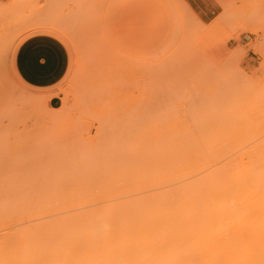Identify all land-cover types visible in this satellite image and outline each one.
I'll return each mask as SVG.
<instances>
[{"label":"rangeland","instance_id":"obj_1","mask_svg":"<svg viewBox=\"0 0 264 264\" xmlns=\"http://www.w3.org/2000/svg\"><path fill=\"white\" fill-rule=\"evenodd\" d=\"M176 1H179L178 3L183 9L178 6ZM181 11H184V14ZM4 12L5 15L8 14L4 15L5 20L11 24L3 20L1 14ZM0 13V22L3 23L2 27L0 24V33L4 34L0 35L6 37L3 39L0 36V40L2 39V42L5 40L7 43L5 47L0 41V45L2 44L0 47L2 52H0L3 54L0 53V56L2 55L0 58H3L1 59L3 61L0 60V105L4 106L6 111H10L6 112L8 113L6 116H11L9 119L2 116L4 114L1 113L0 123L3 126L0 125L2 128L8 129L6 132L8 134L6 136L3 133L5 139L0 140V148L2 142L5 147L7 146L5 142H7L9 150L6 149L15 153L12 152L15 155L13 156V154L9 155L7 151H1L0 155L2 156L4 153L6 157L3 160L0 157V161L6 162L8 165L7 176L16 175L15 179L12 175L13 180L10 179V176L8 180L11 181H7L8 183L16 180L18 175L16 172H21L22 178L19 182L22 180V183H17L16 180V186L13 184L12 187L19 189L20 196H27L31 202L36 199L38 202H42L41 197H43L42 200L54 198L52 195H46V189L44 190L43 187L41 191L38 187L39 192L44 191L49 198L46 196L44 198V195L40 196L37 191L34 192L32 188L37 186L34 185L32 188L30 186L36 182L53 180V187L58 186L59 190L66 191L61 187L62 182L68 178V180L71 179L70 181L73 179L75 181L71 171L75 172L79 169V159L81 160L84 155L87 158L89 156L90 166L87 163L88 168L83 166L84 168L81 169V165L80 170L75 172L78 176L81 170L87 168L86 173L81 172L80 175L87 174L85 177L88 179V175L95 173L99 186L104 178L113 181L116 177H119V180L124 178L122 175V177L117 175L115 170H113L115 173L111 172L112 170H106L108 168L104 165L106 159L109 158V152L114 156V153L111 154V150H113L111 143L116 142L119 135L124 137L125 140H122L126 141L125 144H128L129 137L132 142L136 136L143 142L147 140L145 141L146 148L156 143L153 145L154 148H148L151 155L169 154V151L172 152L173 149L176 151L175 153H181L191 147H203V150L193 148V153L202 151L206 153L210 150L225 155L264 149V127H262L264 126V0H202L200 5H195L192 0H0ZM181 13L184 15V19L183 15H179ZM87 14L92 15V21H90L91 19L85 20ZM60 22L63 26L59 24ZM83 22L84 25H82ZM57 23L63 29L57 28ZM64 25L67 27L65 28ZM89 25L91 29L93 28L92 30L89 29ZM4 26L6 27L4 28ZM178 26L181 29H178ZM74 28L75 30H73ZM85 28L87 29L85 30ZM10 29L14 32L10 33L11 35L8 34L9 31L12 32ZM77 29L78 31H76ZM69 33H72L71 37ZM5 34L9 36V40ZM75 36H78V39ZM31 37L47 38L61 52L63 69L57 78L50 80L47 84L32 83L22 78L17 69V48L22 41ZM73 42L77 43L74 45ZM100 42L101 44H98ZM94 44L95 46H93ZM74 46L75 48L80 46L79 50ZM89 46L92 48L90 49ZM99 46L103 47L102 50ZM78 51L82 53L81 56ZM75 54H79L78 56L81 58L79 59ZM123 58L126 62L121 61ZM126 64L128 69L125 68ZM131 64L132 68L136 67L137 69L131 68L132 70H130ZM248 80L250 84H248ZM250 81L256 83L257 86L256 84L252 85ZM52 96L58 98L56 106L49 105V98ZM104 124L108 125L104 126ZM252 125L255 127L253 128ZM2 128L0 129L2 130ZM114 128H118L117 131ZM109 130L116 131L117 136L116 134L112 135ZM16 131L17 134H15ZM105 135L108 137L105 138ZM24 138H26L25 141ZM136 138L133 141H136ZM110 139L111 141L115 140L110 143ZM148 140H151L152 144L151 141L148 143ZM104 141L105 143L109 141L108 143L111 145H108L109 152L106 151L109 147L104 145ZM63 142L70 145H65ZM22 143L24 144L22 145ZM134 143H131L132 146L131 144L126 146L128 152H131V149L134 151ZM116 144L117 147L121 146H118V142ZM21 146H26L24 147L26 152L16 153L17 147L20 151ZM104 146L107 148H105L106 150ZM66 150L69 152L67 153ZM154 150L156 153H152ZM57 152H62V155L66 154V159L61 154L59 155L62 157L58 159ZM113 152L119 153V148L114 149ZM104 154H106V159ZM116 155L115 159H117ZM73 156H79V158L74 159ZM74 160H78L79 163H73ZM91 161L94 162L91 163ZM93 163L94 165L91 166ZM70 164L71 166H69ZM51 169L52 172L61 170L62 173L68 170L71 174L64 173L67 175L64 177L67 178H63L61 171H58L55 172L58 175H54V177L51 175L53 174ZM95 169L96 171L100 169L102 175ZM30 170L35 172H28ZM36 170L44 172L37 171L36 173ZM45 170L50 171L49 176L52 180L47 179L49 176L46 174L49 171L45 172ZM24 173L27 175L26 177H23ZM41 174L46 175L44 180H42ZM107 174L108 176H106ZM70 175L71 177H69ZM77 175H73V177H77ZM112 175L115 177L112 178ZM37 176L38 179L41 178V181L37 179L36 182L35 180L32 182L31 179H35ZM99 177L103 178L102 181L99 180ZM93 178L92 175L88 179V184H85L87 180L84 178L87 189H89L87 185L92 184L90 181ZM122 179L120 181H123ZM56 180L62 185L59 182L58 184ZM119 180H115L117 184L120 182ZM27 181L33 183H30V186L26 185L32 190L28 191L27 187L20 190ZM115 181L114 183L109 181L112 183L110 185L106 181L105 187L109 189V185L113 189L120 188L119 190L127 187L125 183H120L118 186ZM94 182L96 181L94 180ZM73 183L69 182V185H65L70 187V189L68 187L66 189L74 190L77 183H74L75 186ZM160 183L164 185V182L152 179L143 186L144 189L137 184L134 189L122 193L124 196L121 192L117 195L121 198L119 200H125L126 197H133L147 189L148 192L150 190L154 192L162 186ZM49 184L50 182L45 184L46 187H49ZM129 184L136 185L134 182H129ZM36 185L41 186L38 183ZM91 186L92 190L98 187ZM155 186L158 188H154ZM81 187L82 184L79 186V190L82 189ZM51 188L49 189L51 190ZM135 189L137 193H134ZM49 193L51 194V192ZM32 195L34 197H31ZM20 196L15 199L17 201L20 199L21 202L24 197L21 199ZM116 197L111 198L112 200L107 198L110 201H118V197L117 199ZM90 198L87 197L88 201H86L83 197H73L69 202L74 200L95 205L97 202L101 204L108 200H105L106 197H104L102 200L99 199V202L94 197L92 200ZM52 200L46 202H55V199ZM56 202L58 201L56 200ZM44 214L47 216V213H43V215L39 214L41 217L39 215H35V218L31 217L39 220L44 216L43 219H45ZM52 215L56 214L51 213ZM23 217L24 215L21 216V218ZM33 218H28V221H32ZM48 218L50 215L46 219ZM26 220L24 217L23 222Z\"/></svg>","mask_w":264,"mask_h":264},{"label":"bare ground","instance_id":"obj_2","mask_svg":"<svg viewBox=\"0 0 264 264\" xmlns=\"http://www.w3.org/2000/svg\"><path fill=\"white\" fill-rule=\"evenodd\" d=\"M176 2L178 3L179 1H176ZM178 6L180 7L179 3H178ZM180 8L183 9L182 7ZM181 12L183 13L184 11H181ZM182 13L179 15L184 14ZM88 14L90 13L88 12ZM1 15H3V20H5V17H4L5 12L4 14H1ZM87 15H86L87 18L85 20L89 21V19H91L90 21H92L93 19L92 15L91 16L88 15L90 16L89 18ZM182 17L184 19V15ZM184 23H182V25H184ZM0 24L2 27L3 23L0 22ZM50 24L52 25V23ZM59 24L62 25L61 22ZM59 24H58L59 27L57 26V28L61 29L63 25L60 26ZM82 25H84V22ZM5 27L6 26H4V28ZM64 27L66 28L67 26L64 25ZM88 27H90V25ZM87 28H85V30ZM89 29H91V27ZM178 29H181V27L179 28L178 26ZM10 30L12 32L9 31L8 34L10 33L13 34L14 33L13 30L12 29ZM73 30H75V28ZM76 31H78V29ZM1 33L3 34V32ZM65 34L67 33L65 32ZM70 35H72V33H69V36ZM1 37L3 39L6 38L5 36L4 37L1 36ZM8 38L9 36H7V39ZM73 40L74 38L72 39V41ZM0 41L2 42V39ZM89 42H93V41H89ZM101 42L98 44H101ZM74 43H77V42H73L72 44ZM2 44H4L6 47L7 43H5V40H4ZM2 44L0 45V47L2 46ZM89 44L91 45V43ZM83 45H85V43H83ZM93 46H95V44ZM5 47L3 46V49ZM89 47L90 49L92 48V46H89ZM79 48L80 46H78L77 49L79 50ZM102 48L103 47L101 46L100 49L102 50ZM90 49H89V52L91 51ZM78 53L80 54V56L82 55L81 52L78 51ZM2 55L0 57H2ZM78 55H76V57ZM1 59L3 58H0V60ZM121 61H125V59L123 58V60ZM120 63L122 64L124 62H120ZM131 66L132 64L130 65V70H132L133 68L134 70L137 69L136 67L132 68ZM146 66H149V65H146ZM126 67H127V64L125 68ZM139 68H142V66ZM248 84H250L249 80H248ZM251 84L252 85L254 84L255 86L256 83L251 82ZM32 102H31V105H32ZM0 107H1L0 109L2 110L0 112V116L2 115L1 113H3L4 115L2 116L10 119L11 116L10 117L6 116V114H8L10 111L9 110L6 111L3 108L4 106L0 105ZM2 108L5 110V113ZM37 109L38 107L36 108V110ZM0 124L3 126L2 123ZM1 125H0V128H2ZM105 125L106 124H104V126ZM139 127L141 126L139 125ZM254 127L255 126H253V128ZM114 129L117 131L118 128H114ZM135 129L133 130L135 131ZM7 130L4 129L3 127L2 130L0 131V134L2 135L3 133H5V135L8 134L6 133ZM116 131H110V132L112 135L115 136ZM119 133L121 132L119 131ZM131 133L133 134V131ZM15 134H17V131ZM132 134H130V136H132ZM2 135H0V140L5 139L4 138L5 135L3 136ZM109 136L111 135L109 134ZM107 137L108 136H106L105 138ZM136 137H134L133 139H135ZM129 138L130 139L128 140L129 141L128 144H125L124 142L126 141L122 140L124 139V137L119 135V138L116 139V142H118L119 144L118 146L121 145L120 147H117L116 142H112L115 139H113L112 141L110 139V143L112 142L111 143L113 147L112 149L114 150L116 148H119L120 154L117 152L118 155H116L117 154L116 152H113V150H111L112 151L111 154L114 153V156L116 155L117 159H115L116 157L110 155V152H109L110 147L108 146L110 145L108 143L109 141L108 142L106 141V143L104 141V145H106L107 148L109 147V149L106 150L107 148L104 146V149L106 148L105 150L109 152L108 159H106L107 158L105 156L106 154H104V157L106 159V162L104 163V165H106V167L108 168V169L106 168L105 169L112 170L111 172H114L113 170H115V172H117V175L119 176L122 175L124 176V178L126 177L124 179L121 176L123 178V179L121 178L124 181L123 182V181H120L121 179L119 180V177L114 178L115 176H117L116 174L115 176L112 175L113 176L112 178H114V181L115 180L120 181L118 184L115 181L118 186L120 185V183L122 184L125 183L127 185V187H124L122 190H119L120 188L113 189L111 186H109L110 184L114 183V181L108 180L107 178L106 180L104 178L105 181L103 180L104 181L103 182L101 180L103 178L99 177L100 178L99 180L103 182V183L100 182L101 183L100 185L102 186L103 184V187L99 186V184L97 185V182L99 181L97 177L95 176V173L94 174L91 173V175H88L87 178L89 179L93 175L94 176V178L92 179L93 181L92 180L91 181L89 180V181L90 183L92 182L91 185H95L96 187L98 186L99 188L97 187V189L92 190V186L89 184L87 185L89 189H87L85 185V184H88L87 183L88 179H86L85 177L87 174H85V176L83 175V173H82V176L80 175L81 172L86 173L88 165L90 166V161H88L89 156L87 155L88 156L87 158L84 155L82 157L83 159L82 158L81 160L79 159L80 163L78 162V160L76 161L74 160L73 163L78 162L80 166L82 165L81 169H83L84 167H87V168L85 170H81L78 176L75 173L80 170V166L78 165L79 166L78 170H75V172L74 170L71 171L73 172L72 178H75V181L74 179L72 181H70L71 179L68 180L69 178L66 179V181L68 180L67 181L68 183L74 182V183L79 184L80 182V184L79 185L76 184V186L73 183V185L75 186V189L73 187L74 190L69 191L70 187L65 186L68 184L66 181H63L62 182L63 185H62L59 181L56 180L57 183L59 182L60 185H62L61 187L64 188L63 190H66V191L59 190L57 188L58 186L53 187L52 185H54L53 183L54 181L50 179V176H49L50 171L45 170V172L49 171L48 174H46L47 176H49L47 177V179L52 180L53 182L48 181V180L41 181V178L42 180H44L46 176V175L43 176V174H41L42 177L40 179H38L39 178L38 176L35 179L34 178L31 179L32 182H34L33 180H35L36 182L37 179L38 181H41V183L36 182V184L37 183L41 184V186L33 184L31 181L29 182L27 181V183H25V185L21 187L20 190L24 189V187L29 188L30 186L29 184L32 183L33 186H30V188L34 187V185L37 186L35 188H32L34 192L37 191L38 194H40V196L44 195V198L46 195H52L54 198H49L48 196H46V198L48 197L49 199H43L44 200L43 201L42 200L43 197H41L42 202H38L37 199L36 201L31 202L30 198H28L27 196L25 197L23 194H22L23 196H20L21 194L19 192V189H15L12 187L13 184H15L16 180H17L16 181L17 183H22V180L19 182L20 178H22L21 176L22 174L20 175L21 172L20 171L19 173L16 172L18 175H20L19 178L17 175L16 180H14V182L8 183L7 181H11L13 180V178L15 179L16 175L14 176V174H11L10 175L11 178L9 175L7 176L8 169L6 168L8 167V165L6 162L0 161L1 162L0 163V233H2L1 231H4L2 235L0 236V264H264V149L262 150L255 149V151L251 150L249 152L245 151L244 153L242 152L239 154L236 153L233 155H228V154L225 155L222 153L220 154L219 152L214 153L213 151H210V150L206 153H203V151L198 152V153H195V152L193 153L192 152V150H194L193 148H198V147H193V148L191 147V149H188L186 147L187 149L186 150L184 149L185 151L183 152L182 151V149L184 148L183 146V148L181 149L182 151L181 153L179 152L175 153L176 151H174L173 149L171 151L172 152L174 151V153L169 151V154L160 153L159 155L162 154L164 156L162 155L159 156V155H156L158 153H156L155 150L152 151V153L155 152L156 154H152V155L148 150L149 147L154 148L153 145H155L156 143L146 148L145 146H147V144H145L146 143L145 141L147 140L143 142L142 140L136 138V141H133L132 139V142H131V137ZM20 139H21V142H23L22 138ZM25 139L26 138H24V141ZM18 140H19V137H18ZM150 141L148 143H150ZM26 142L28 141L26 140ZM133 142H135L133 146L134 151L131 149L130 151L131 152L133 151L131 153V152H128V147L126 148V146H130V144ZM2 143L3 144H2V147L0 148V154H2L1 151L2 152L7 151L9 155L14 153L13 151H10V152L8 151L9 147H8L7 142H5L7 145L6 147H5L4 142ZM113 143H115L116 146ZM23 144L24 143H22V145ZM64 144L66 145L68 143H64ZM151 144H152V141H151ZM132 145L133 144H131V146ZM14 146L16 145L14 144ZM21 147L19 148H21L22 150L20 149L19 151L17 147L18 151L15 150V152L16 153L17 152L20 153L21 151L26 152V149L24 148L26 146H21ZM67 147H65V149ZM198 149L203 150V147L202 148L199 147ZM58 150L60 151V149ZM124 150L125 151L127 150V151L125 152ZM66 151L67 153L69 152V150H66ZM209 152H213V153H209ZM76 153H74V156H76ZM14 154L13 156H15ZM59 154L62 155V152L61 153L59 152L56 155L58 156ZM71 154L70 156L73 155ZM4 155L6 154L3 153L2 156ZM65 155L66 154L62 155L64 156V159H66L65 157H67ZM2 156L0 155V157L2 158L0 159L1 160L5 159L6 156L4 157ZM62 156L59 155L57 158L59 159V157H62ZM74 156H73L74 159L79 158V156L78 157H74ZM53 157L55 159V156ZM68 159H69V156H68ZM70 162L72 164V161ZM92 162L94 161H91V163ZM71 164L69 166H71ZM92 165H94V163L91 164V166ZM66 167L68 168L67 165ZM75 168H78V167H75ZM61 170H54V171L60 172ZM98 170L99 171H96L95 169L96 172L98 173L100 172V175H102L100 169ZM37 171L41 172L43 170H40V171L36 170V173ZM28 172L33 173L35 171L30 170ZM51 172H52V169H51ZM55 172H52L53 174L51 175L57 176L58 174H56ZM67 172L68 170L64 173L67 174ZM87 172H90V171H87ZM36 173L35 175H37ZM64 173H62L63 175L62 177L67 178V177H64V176H67ZM114 173H111V174H114ZM26 174L29 175V173H26ZM12 175H13V178H12ZM24 175L25 173L23 174V177L27 176V175L25 176ZM59 175L61 176V174ZM73 175L74 176L77 175V177H73ZM106 176H108V174ZM69 177H71V175ZM79 177H82V178H79ZM8 178H10L11 180H8ZM84 178L87 180L86 182ZM152 179L153 181L155 179V180L164 182L163 183L164 185L160 183L163 187L159 185L160 188L156 190L158 186L157 188L155 186L154 188L156 189L154 190L156 191L152 190L154 192H151V190L150 192H148L147 191L148 189H147L145 191L139 192L137 195L133 197L130 196V197H126L127 199L125 200H119L121 199L118 196L120 192L121 194L128 192L134 189L135 188L134 186H137V184H139V186L143 188V186L146 185V183L150 182ZM94 180L96 182H94ZM106 181H108L107 183L109 185L108 184L107 185L109 189L105 187L104 183ZM109 181H111L112 183H109ZM44 182L46 185L47 183L50 182L49 184L50 186L46 187ZM56 182H55V185L57 184ZM127 182L128 184L129 182L130 183L134 182L136 185L134 184L128 185ZM10 184L11 186H9ZM81 184H82V187H81L82 189L79 190L80 189L79 186ZM26 185H29V186H26ZM38 187L40 188V191L42 187L44 190L46 189L45 191L47 192V194L45 195L44 191H42L43 194L42 192H39ZM67 187L69 189H66ZM114 187H116V185H114ZM30 188L28 189V191L32 190ZM49 188H51V190ZM53 188H56V189L54 190ZM150 189H153V188H150ZM52 190H54V192H52ZM136 191L137 190L135 189V192L134 191L133 192L137 193ZM49 192H51V194ZM17 193L19 194L20 198L24 197V199L21 198L22 199L21 202H20V199L19 201L16 200L17 197L19 198ZM98 195L100 196V198H98L99 197ZM115 196L118 197V201H114V200L110 201L107 198L109 197L111 199V198H114ZM31 197H34V196L32 195ZM73 197H81V198L83 197L84 199H86V201H88L87 197H91L90 198L91 200L94 197L96 201L97 200L99 201V199L102 200L104 199V197H106L105 200L108 199L109 201L107 200L106 202L104 203L102 202L101 204H98L97 202V204L95 205H91L90 203L85 204L82 202H76L74 200L73 202L70 201L71 202L70 203L69 200H72L71 198ZM50 199L51 200L53 199L52 201H54L55 199V202L47 203L46 201H51ZM65 199L66 200L68 199V200L66 201ZM56 200L58 202H56ZM25 202L27 203L25 204ZM50 212L56 215H52L53 216L52 217ZM43 213H47V216L46 214H44L46 216L45 219H43L44 216H42L43 218H40L39 220L37 218L36 220L34 219L35 215L36 216H38L39 214L43 215ZM48 213H50L49 214L50 218L46 219L47 217H49ZM23 215L24 217H26L27 222L26 221L23 222L24 217L21 218V216ZM31 216H33L34 218ZM28 218L30 219L33 218L35 221L33 219L32 221L30 220L28 221Z\"/></svg>","mask_w":264,"mask_h":264},{"label":"crops","instance_id":"obj_3","mask_svg":"<svg viewBox=\"0 0 264 264\" xmlns=\"http://www.w3.org/2000/svg\"><path fill=\"white\" fill-rule=\"evenodd\" d=\"M200 5L202 0H192ZM16 66L22 78L35 83L47 84L59 76L63 58L58 47L43 37H31L22 41L16 51ZM58 98H49V105L56 106Z\"/></svg>","mask_w":264,"mask_h":264}]
</instances>
